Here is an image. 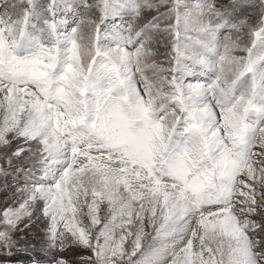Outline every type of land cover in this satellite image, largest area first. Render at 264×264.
Instances as JSON below:
<instances>
[{"label": "snow or ice", "instance_id": "1", "mask_svg": "<svg viewBox=\"0 0 264 264\" xmlns=\"http://www.w3.org/2000/svg\"><path fill=\"white\" fill-rule=\"evenodd\" d=\"M37 243L264 264V0H2L0 254Z\"/></svg>", "mask_w": 264, "mask_h": 264}, {"label": "rangeland", "instance_id": "2", "mask_svg": "<svg viewBox=\"0 0 264 264\" xmlns=\"http://www.w3.org/2000/svg\"><path fill=\"white\" fill-rule=\"evenodd\" d=\"M0 3H2V0H0ZM32 239V237H29L28 240L22 241V243H32ZM32 260H36L37 264H47L38 243L35 248L21 249L20 251H13L11 254H0V264H31Z\"/></svg>", "mask_w": 264, "mask_h": 264}]
</instances>
